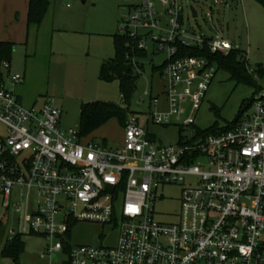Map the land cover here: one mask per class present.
<instances>
[{
  "label": "built area",
  "instance_id": "1",
  "mask_svg": "<svg viewBox=\"0 0 264 264\" xmlns=\"http://www.w3.org/2000/svg\"><path fill=\"white\" fill-rule=\"evenodd\" d=\"M209 1L219 6L229 0ZM183 13V0H141L121 15L117 34L127 39L135 70V52L145 55L148 43L153 54L165 55L153 67L160 68L166 107L129 112L121 145L83 142L78 128L60 127L54 99L26 107L0 83V199L11 212L6 239L43 236L39 256L49 264H264V88L220 133L192 129L164 145L148 131L149 123L173 121L192 128L217 71L216 63L183 54L184 48L225 55L234 48L226 38L187 32ZM2 67L8 71L9 62ZM8 79L16 84L23 75ZM144 95L149 106L160 101L150 90ZM185 100L190 114L182 119ZM170 184L183 186L178 218L161 222L154 204L159 189ZM76 222L117 228L116 244L71 246L63 238ZM54 253L63 258L52 261Z\"/></svg>",
  "mask_w": 264,
  "mask_h": 264
},
{
  "label": "rangeland",
  "instance_id": "2",
  "mask_svg": "<svg viewBox=\"0 0 264 264\" xmlns=\"http://www.w3.org/2000/svg\"><path fill=\"white\" fill-rule=\"evenodd\" d=\"M54 1L49 0L40 24L27 25V36L25 34L22 40L11 42L13 51L9 59V74L24 73V78L23 82L12 84L8 79V71H4V84L21 98L23 106L31 107L47 98L54 99L62 111V129L79 127L82 102H110L122 108L128 106L129 112L136 113H157L166 108L161 93L163 80L160 71H153V66L160 65L165 55L153 54L149 43L146 54L137 59L138 79L128 104L121 95L118 79L104 80L99 76L103 61L115 55L114 35L118 32L121 15L128 6L140 4L141 0ZM183 5V28L187 32L207 38H226L235 49L241 51L251 67L259 62L264 64V8L256 0H229L219 6H212L209 0H183ZM191 5L196 9L197 17L192 16ZM206 12L208 20L203 16ZM259 83L264 88V80H259ZM149 90L153 95H159L160 101L155 106H149L148 96L144 95ZM254 91L253 86L232 78L226 69L217 68L194 115L192 128L182 129L178 122L173 121L168 126L149 123L148 131L156 142L167 145L176 144L180 135L187 136L192 129L205 131L214 126L223 128L236 120ZM139 98L143 99L141 104L137 103ZM188 107L189 103L185 100L182 119L189 116ZM139 120L144 124L145 117L139 116ZM82 139L83 142L94 140L104 141L108 145H121L124 127L116 117H112ZM190 180L188 178L186 183ZM182 188V185L170 184L159 189L154 204L156 220L177 221ZM10 215L11 212L2 207L0 199L2 238L11 226ZM69 233L70 237L63 238V241L71 246H113L117 241L118 230L96 223L76 222L70 226ZM1 239L0 250L3 246ZM22 240L25 249L20 262L31 264L33 260L40 261L39 255L44 250L46 239L40 235L26 234ZM61 258L60 253L51 256L52 261H60Z\"/></svg>",
  "mask_w": 264,
  "mask_h": 264
},
{
  "label": "trees",
  "instance_id": "3",
  "mask_svg": "<svg viewBox=\"0 0 264 264\" xmlns=\"http://www.w3.org/2000/svg\"><path fill=\"white\" fill-rule=\"evenodd\" d=\"M256 2L264 8V0H256ZM48 6V0H29L27 15L28 24H40ZM126 41L127 39L125 37L118 34L114 35L115 55L113 58H109L102 63L99 76L104 80L118 79L120 82L121 95L128 104L136 89L138 76L134 66L130 62V59L127 57V52L129 50L126 48ZM12 51L13 46L11 42L0 41V83L4 81V69L2 64L5 61L10 62L9 59ZM182 53L198 55L209 59L211 62L216 63L217 68L226 69L232 78L253 86L255 89L254 93L263 88V86L259 83V80H264V64H256L255 67H252V72H249L248 60L238 49L233 48L226 55L221 53H210L209 50L205 48H184ZM135 55L138 57L144 56L143 53H139L137 51L135 52ZM155 70H160V68L153 67V71ZM251 101L252 98L249 102L243 105L238 117L230 125L223 128L214 126L205 131H199V133L201 135L217 134L229 129L237 123L240 114L250 107ZM128 113V106L122 108L110 102L92 101L81 103L78 127L79 133L82 137H84L112 117H116L124 127ZM22 236L23 235L17 234L10 240L6 239L1 252V255L4 258H10L11 262H15V264H17L20 255L25 249V243L22 240Z\"/></svg>",
  "mask_w": 264,
  "mask_h": 264
},
{
  "label": "crops",
  "instance_id": "4",
  "mask_svg": "<svg viewBox=\"0 0 264 264\" xmlns=\"http://www.w3.org/2000/svg\"><path fill=\"white\" fill-rule=\"evenodd\" d=\"M28 7H29V0H1L0 1V41L15 42L18 40H22L25 34L27 36V25H29L27 22ZM54 21H53V27H55ZM9 66L10 67L8 69V74L10 73V69H11L10 62H9ZM21 74L23 75V78H24V73H21ZM17 98L21 102V98L19 96H17ZM87 102H91V101H87ZM0 225H2L1 221H0ZM2 239H3V245H4L5 240H6V235ZM2 249H3V246H2ZM2 249L0 250V264H3L2 263L3 261L7 262L8 264L11 263L10 258H4L1 255ZM43 260H46V258H41L40 261L33 260L31 261V264H49L50 262V259L46 261H43ZM17 264H22L20 262V257L18 259Z\"/></svg>",
  "mask_w": 264,
  "mask_h": 264
},
{
  "label": "water",
  "instance_id": "5",
  "mask_svg": "<svg viewBox=\"0 0 264 264\" xmlns=\"http://www.w3.org/2000/svg\"><path fill=\"white\" fill-rule=\"evenodd\" d=\"M191 11H192L193 17H197L196 10L193 7H191ZM204 18L207 19L206 14H204Z\"/></svg>",
  "mask_w": 264,
  "mask_h": 264
}]
</instances>
